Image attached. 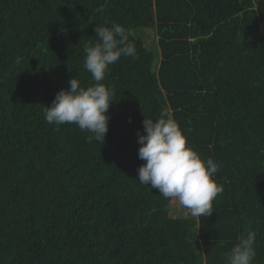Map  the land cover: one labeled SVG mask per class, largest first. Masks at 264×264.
<instances>
[{
    "label": "trees",
    "instance_id": "16d2710c",
    "mask_svg": "<svg viewBox=\"0 0 264 264\" xmlns=\"http://www.w3.org/2000/svg\"><path fill=\"white\" fill-rule=\"evenodd\" d=\"M111 23L137 55L106 75L102 144L45 107L94 83L84 48ZM164 110L222 166L209 217L137 179L138 133ZM248 230L264 264V0H0V264H225Z\"/></svg>",
    "mask_w": 264,
    "mask_h": 264
},
{
    "label": "clouds",
    "instance_id": "9594fccd",
    "mask_svg": "<svg viewBox=\"0 0 264 264\" xmlns=\"http://www.w3.org/2000/svg\"><path fill=\"white\" fill-rule=\"evenodd\" d=\"M95 43L85 45L84 68L91 74L90 86L72 77L67 89H61L52 105L45 107V120L57 127L75 124L90 135L89 140L105 141L109 130L110 107L116 99L113 86L104 83L110 66L121 57H136L130 41L131 30L119 23L97 25ZM144 132L138 133V156L145 161L138 168L137 179L155 189L165 199H175L192 216L212 215L213 201L224 190L216 178L222 167L212 157H205L189 143L178 120L167 110L155 120L146 116ZM256 232L241 233L225 254V264H254Z\"/></svg>",
    "mask_w": 264,
    "mask_h": 264
},
{
    "label": "rangeland",
    "instance_id": "374dc122",
    "mask_svg": "<svg viewBox=\"0 0 264 264\" xmlns=\"http://www.w3.org/2000/svg\"><path fill=\"white\" fill-rule=\"evenodd\" d=\"M135 35L137 37H142L144 38L145 44L147 47L155 49L157 47V36H156V30L155 29H147L144 31H136ZM177 203L172 206L171 208V215L175 216V215H179L182 211H184L185 209L179 211L177 210L176 207ZM183 213L185 214H191L190 211L187 209L186 211H184Z\"/></svg>",
    "mask_w": 264,
    "mask_h": 264
}]
</instances>
